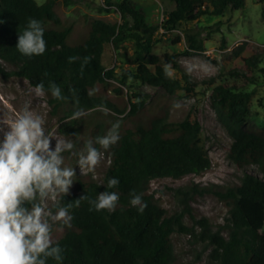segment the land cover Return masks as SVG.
<instances>
[{
	"label": "trees",
	"instance_id": "1",
	"mask_svg": "<svg viewBox=\"0 0 264 264\" xmlns=\"http://www.w3.org/2000/svg\"><path fill=\"white\" fill-rule=\"evenodd\" d=\"M174 8L167 11L162 21L150 20L149 10L133 0H104L100 9L115 8L119 13V23H108L93 19L88 25L84 40L71 41L73 25L67 24L59 12V6L66 8L76 0H0V59L16 65V69L6 72L0 63V72L25 77L34 87L43 82L44 91L50 95L55 108L70 103L74 108L63 118H69L75 108L95 109L98 106L125 113L131 124L118 130L119 140L106 151L110 164L102 183L90 176L74 177L69 193L56 198L53 212L68 207L72 217L70 227L62 222H54L53 228L62 234L53 241V246L62 249L59 264H174V247L171 235L176 229L193 231L182 223L184 211L167 215L166 210L149 192L150 182L157 178H180L186 174H199L211 166L208 153L201 144V124L189 112L180 121H168L162 111L153 115L147 123H136L135 118L143 110L148 100L138 93L125 90L126 80L135 78L142 83L159 86L172 95L180 91L194 94L197 82L193 83L186 72L181 78L166 76L164 66L172 64L173 57L153 52L160 28L165 32L176 30L183 22L196 21L202 15H222L228 8L244 7L245 0H170ZM36 19L44 29L46 51L40 56H24L16 48L18 36L27 28L28 21ZM127 40L132 41L130 55L131 69H124L121 75L114 68L102 62L104 48L111 43L114 49L122 47ZM183 40L186 53H204L206 48L201 31L185 29L173 40ZM122 54L128 55L127 47ZM70 57H77L69 62ZM88 57L87 64L84 58ZM260 55L253 54L243 59V71H234L245 78V85L215 84L216 77L203 80L211 86L210 103L219 122L232 138L229 158L243 167L255 164L262 176L245 173L240 183L223 191H215L229 206L225 223L218 230H212L206 218L197 223L202 227L199 236L212 247L209 258L214 264H264V127L250 124L251 92L246 86L257 82L255 70L264 74L260 66ZM54 82L61 88L63 100L51 95L49 84ZM128 107L118 109L111 101L110 94ZM136 99V100H134ZM78 101V103H77ZM161 106V101L158 103ZM127 111V112H126ZM63 133H74L75 120L60 124ZM97 137L95 135L94 142ZM64 165L75 170L76 161L71 155H64ZM112 178L119 180L115 188H108ZM105 191L116 192L119 200L114 211H96L88 200L75 201L82 195L95 200ZM202 190L178 188L176 193L183 196V203ZM139 194L147 207L141 213L130 204L131 194ZM30 207V205L28 206ZM91 209V210H90ZM186 210V209H185ZM226 230L224 236L222 231ZM47 264H58L48 258Z\"/></svg>",
	"mask_w": 264,
	"mask_h": 264
},
{
	"label": "rangeland",
	"instance_id": "2",
	"mask_svg": "<svg viewBox=\"0 0 264 264\" xmlns=\"http://www.w3.org/2000/svg\"><path fill=\"white\" fill-rule=\"evenodd\" d=\"M42 4L45 0H36ZM119 1V0H113ZM137 4L149 10L150 20L159 22L166 12L174 8L170 0H133ZM104 0H76L75 4L66 8L59 6V12L67 24L73 25L71 34L72 42H80L88 34L89 23L93 19H101L108 23H119V13L115 8L101 10ZM201 31V38L206 48L204 53H186V46L181 40L174 43L176 35H182L185 29ZM159 42L155 44L153 52L162 58L172 56L176 67L171 65L172 77L181 78L182 72H186L193 83L197 82L194 94H187L180 91L175 94H168L164 88L142 83L129 77L126 80L125 90L130 94L138 93L148 101L147 106L136 116V123H147V120L159 111L166 114L168 121L177 122L191 112L201 124V144L211 160V166L199 174L190 173L180 178H157L150 182L149 192L154 195L158 203L166 210L167 215H173L184 211L182 223L186 228L193 231L176 229L171 235L174 247V264H214L209 258L212 247L208 242L199 236L202 227L197 223L201 218H206L212 230H218L225 223L229 214V204L219 198L215 191H223L240 183L245 173L261 177L262 172L255 164L239 166L229 158V149L232 138L219 122L214 109L211 106L209 95L211 86L202 84L211 76L216 77L215 84L226 83L238 87L245 85V78L235 75L234 71H243V59L253 55H260V66H264V0H245L244 7L233 10L228 8L222 15H202L196 21L183 22L176 30L165 32L160 28L156 33ZM122 47L128 48V55L122 54ZM119 49H114L111 43L104 48L102 62L106 67L114 68L116 75L120 76L124 69H131L130 55L133 53L132 41L127 40ZM0 63L6 72L15 70L17 67L7 61L0 59ZM207 65L208 71L202 66ZM191 69V70H190ZM257 75V82L247 85L251 92V113L250 124L258 128L264 127V74L260 71L254 72ZM34 86L25 77L0 72V120L2 118H15L16 114L26 105L30 110L40 115L44 120L46 134L52 132L54 139L61 137L71 140L74 148L64 155H71L76 161L75 171L82 175L77 165L79 154L84 149L86 141L91 139L95 147V135L104 136L111 129L112 125L119 123L121 127L131 124L133 119L125 118V113H116L107 109L103 111L84 110L86 113L81 119L75 120L76 131L74 133H63L60 124L69 121L63 120L70 109L74 107L65 103L55 108L50 102V95L44 91L43 96L35 94ZM111 92L110 99L118 109L127 108V102L116 99ZM136 100V99H134ZM161 101V106L158 103ZM179 104V107L175 105ZM77 111L79 108H75ZM83 110V109H82ZM127 112V111H126ZM134 122V121H133ZM0 141L3 140L4 132L8 129L0 124ZM55 141H52L54 148ZM103 158L94 172L86 174L99 183L103 182L105 173L110 164V157L105 151ZM62 154V155H63ZM68 166V165H65ZM197 189L202 193L193 194L187 203H183V196H178L176 190ZM56 201V200H55ZM55 201H46L48 211L53 215ZM186 209V210H185ZM51 224L52 240L61 236L62 231L53 228ZM224 236L227 231H222Z\"/></svg>",
	"mask_w": 264,
	"mask_h": 264
},
{
	"label": "clouds",
	"instance_id": "3",
	"mask_svg": "<svg viewBox=\"0 0 264 264\" xmlns=\"http://www.w3.org/2000/svg\"><path fill=\"white\" fill-rule=\"evenodd\" d=\"M16 48L28 57L45 53L46 41L40 21H28L27 28L18 36ZM76 59L77 57H70L69 62ZM88 61L89 58L85 57L84 63L87 64ZM202 68L205 72L208 71L207 65ZM164 71L166 76H171V65L166 64ZM49 89L53 98L66 99L61 88L54 82L49 84ZM33 91L37 96H43V82L37 84ZM90 111L108 113L103 106ZM85 114L84 110L78 109L69 119L79 120ZM0 124L8 129L0 141V264H47L48 258L59 264L63 259L62 249L59 245L53 246L49 220L62 222L70 227L72 217L68 207L72 205L59 208L53 215L51 211L46 210V201H55L58 196L69 193L76 172L74 168L64 165L62 154L70 152L74 143L61 137L54 139L52 132L46 134L43 118L27 105L15 118H2ZM118 129L117 122L106 135L97 137L95 143L106 151L118 142ZM0 131H3V128H0ZM102 158L103 153L94 147L93 141H86L77 162L81 174L94 172ZM118 184L119 180L112 178L107 187L115 188ZM131 196L130 204L138 207L142 213L147 207L142 196L135 193ZM81 200H88L96 211L111 212L115 210L119 195L105 191L97 195L95 200L82 195L74 202L75 205L79 206Z\"/></svg>",
	"mask_w": 264,
	"mask_h": 264
}]
</instances>
